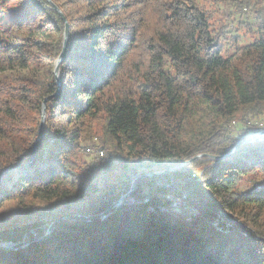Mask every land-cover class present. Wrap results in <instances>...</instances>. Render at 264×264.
Instances as JSON below:
<instances>
[{
  "label": "trees",
  "instance_id": "16d2710c",
  "mask_svg": "<svg viewBox=\"0 0 264 264\" xmlns=\"http://www.w3.org/2000/svg\"><path fill=\"white\" fill-rule=\"evenodd\" d=\"M51 1L69 29L58 80L61 16L0 0V243L188 163L141 178L103 217L0 249V264H264V136L226 156L264 115V0ZM208 1L251 22L233 35Z\"/></svg>",
  "mask_w": 264,
  "mask_h": 264
},
{
  "label": "water",
  "instance_id": "95a60500",
  "mask_svg": "<svg viewBox=\"0 0 264 264\" xmlns=\"http://www.w3.org/2000/svg\"><path fill=\"white\" fill-rule=\"evenodd\" d=\"M47 1L58 12V14L61 16V18L63 19V21L65 23L63 42H62V50H61V53H60L58 59L56 60V64H55V68H54V73H55L56 79L58 80L59 65H60V63H61V61H62V59L66 53V48H67V43H68V38H69V29H68V23H67L64 15L62 14V12L59 10V8L51 0H47ZM45 111H46V107H45V101H44L42 104V115H41V122H40V128H39V137L42 135L43 124H44V120H45ZM261 136H264V130L254 134V135L248 136L247 138L239 140L236 143V145L234 146V148L229 153L226 154V156L233 154L235 152V150L238 148V146L241 145L244 141L254 139L257 137H261ZM34 156H35V149H34V152H33L32 156H31V158L27 164H29L33 161ZM202 156L203 155H197V156L193 157L190 161H193L197 158H201ZM206 156L209 158H219V156H213V155H209V154H207ZM186 163H188V162L171 165L170 167H168L165 170H161V171H157V172H151V173H145L143 175L137 176L136 178H134L132 180L129 190L125 194H123L117 201H115L113 204H111L105 211H103L101 213L89 214V215H69V216L62 217L61 219H56L49 224L48 228L46 229L45 233L42 236L34 237V238L29 239V240H23L21 242H15V243H0V249L15 250L17 248L24 247V246L28 245L30 242L40 241V240L46 238L52 232L53 227L58 222H60L61 220H92V219H98L100 217H103L112 208L120 205L125 200V198L128 197L134 191L138 181L141 178L153 177V176L159 175L161 173H164L165 171H168V170L178 169V168L184 166ZM9 169H11V168H7V169H4L2 171V173L0 175V180H1L2 174Z\"/></svg>",
  "mask_w": 264,
  "mask_h": 264
},
{
  "label": "rangeland",
  "instance_id": "374dc122",
  "mask_svg": "<svg viewBox=\"0 0 264 264\" xmlns=\"http://www.w3.org/2000/svg\"><path fill=\"white\" fill-rule=\"evenodd\" d=\"M204 2V1H203ZM202 2V3H203ZM204 5L206 6V8L210 9V11L212 12V14H214V16L218 19V18H223L224 15L223 13H225L226 15L230 14V23L233 26V35L236 33L235 28L238 25L239 21H246L248 23L251 22V16L250 15H245L242 13L237 11L236 8H234L231 4H229L228 2H211L208 1L207 3L205 2ZM257 128L255 129H251L248 131L249 134H253L254 132H261L264 130V115L261 117V119L257 122L254 123ZM242 126L239 125H234V131L237 132L238 135V131L241 130ZM245 134V132H244ZM92 157H89L88 160H91Z\"/></svg>",
  "mask_w": 264,
  "mask_h": 264
}]
</instances>
